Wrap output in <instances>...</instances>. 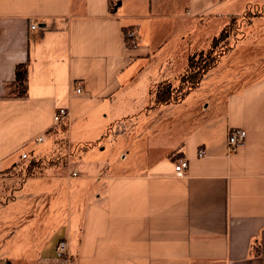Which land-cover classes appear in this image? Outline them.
Returning a JSON list of instances; mask_svg holds the SVG:
<instances>
[{
    "label": "crops",
    "instance_id": "1",
    "mask_svg": "<svg viewBox=\"0 0 264 264\" xmlns=\"http://www.w3.org/2000/svg\"><path fill=\"white\" fill-rule=\"evenodd\" d=\"M261 7L0 0V264H62L61 240L70 264H264V64L217 65L220 93L191 104L209 72L180 102L154 106L156 87L182 72L175 56L187 26ZM20 65L28 66L23 97ZM192 105L187 117L181 108ZM59 108L69 117L55 125ZM236 129L246 141L229 154ZM179 158L189 162L184 177ZM26 161L43 171L30 175Z\"/></svg>",
    "mask_w": 264,
    "mask_h": 264
},
{
    "label": "rangeland",
    "instance_id": "2",
    "mask_svg": "<svg viewBox=\"0 0 264 264\" xmlns=\"http://www.w3.org/2000/svg\"><path fill=\"white\" fill-rule=\"evenodd\" d=\"M262 9L261 7L262 14L260 15H258L259 12L254 11V16H249V14L247 15L246 13L239 18L228 21H207V19H204L201 24L197 23L187 26L184 35L186 39L189 38V40H187V43H184L182 39L180 40L181 46L178 48V53L175 56L178 59V63L175 65L176 71L182 72L178 79L170 83L173 91L172 103H178L186 94L188 87L191 86V83L187 82V80L190 79L189 77L191 74H194L195 71L192 68H185L186 70H184V67H187L188 64V58L195 54H200L201 52L204 54L209 53L213 40L219 37L223 31L225 32L224 40L218 44L214 52L216 55L224 54L219 59L220 63L217 64V70L227 67L228 71L236 72L239 69L246 68L250 64H258L259 66L264 64V12ZM170 26H172V24H170ZM164 30L166 29L164 28ZM164 30L161 29L159 32L161 37H164L166 33ZM173 31L175 33L176 30L172 29L171 32ZM188 41L193 42L192 45L189 46ZM205 57L204 55V58ZM198 60H200V57H198ZM216 77L215 71L208 74V81L205 82V85L193 93V97H196L197 100H195V102L193 101L191 104H197L202 98L220 93L213 84ZM166 84L169 83L166 82ZM208 104L209 103L206 102V108H208ZM194 107L195 105L190 107L183 106L181 111L183 110V114L188 117L190 116V110L192 111ZM52 158L53 155L49 157L50 162ZM27 162L28 161H26L27 167L25 168L29 169L32 161ZM39 162L37 165L42 164ZM43 168L44 167H42L41 172ZM35 173H40V169L35 168Z\"/></svg>",
    "mask_w": 264,
    "mask_h": 264
},
{
    "label": "trees",
    "instance_id": "3",
    "mask_svg": "<svg viewBox=\"0 0 264 264\" xmlns=\"http://www.w3.org/2000/svg\"><path fill=\"white\" fill-rule=\"evenodd\" d=\"M224 34L225 32H221V35L219 37H216L212 42V47L210 49V52L207 54H204L201 52L200 54H195L189 58L188 63V69H193L195 71L194 74H191L189 77L190 79L187 80V82L191 83V86L188 87V90L186 94L178 101L180 102L190 91L196 89L200 86L203 78L219 63V59L224 54H215V49L224 40ZM130 47H133L134 45H129ZM204 55L206 56L204 58ZM198 57H200V60H198ZM28 66L27 65H20L16 69V83L17 88L19 91L20 96H25L27 93L28 85ZM172 86L166 83L159 84L155 89L154 94V106H160L165 104H171L172 98H173V91ZM35 168L42 169V166L40 164L37 165V162H32L31 166L28 169V173L36 174Z\"/></svg>",
    "mask_w": 264,
    "mask_h": 264
},
{
    "label": "built area",
    "instance_id": "4",
    "mask_svg": "<svg viewBox=\"0 0 264 264\" xmlns=\"http://www.w3.org/2000/svg\"><path fill=\"white\" fill-rule=\"evenodd\" d=\"M30 29L32 31L40 29V25L38 22H31ZM126 40L128 42V45L135 44V31H128L126 32ZM75 93L77 95L83 94V88L82 86H76L75 87ZM69 112L66 108H59L56 110L54 114V124L60 125L63 124L68 120ZM247 132L241 129L232 130L228 134L227 138V152L229 154L235 153L239 150L240 147L243 146V144L246 141ZM39 142L43 141V138H39ZM206 156L205 150H200L198 153L199 158H203ZM23 159L28 158L27 154L22 155ZM189 168V162L185 158H179L175 162V173L178 177H184L186 174V171ZM73 176H77V173L74 172ZM56 259L58 262L62 264H70L72 262V256L68 252V244L66 240H61L57 246V255Z\"/></svg>",
    "mask_w": 264,
    "mask_h": 264
}]
</instances>
